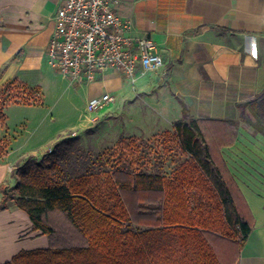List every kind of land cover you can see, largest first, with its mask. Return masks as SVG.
Returning <instances> with one entry per match:
<instances>
[{
	"label": "crops",
	"instance_id": "obj_1",
	"mask_svg": "<svg viewBox=\"0 0 264 264\" xmlns=\"http://www.w3.org/2000/svg\"><path fill=\"white\" fill-rule=\"evenodd\" d=\"M60 1L0 0V83L27 76L41 88L50 67L45 47ZM115 11L131 19L133 33L157 43L163 66L138 77L134 85L127 84L118 70L79 86L66 80L67 86L84 89L79 122L50 129L32 142L25 139V146L16 150L5 132L0 186L12 179L16 162L50 150L69 132L81 135L94 128L96 133L116 131L117 138H148L171 131L173 121L182 117V104L187 118L238 119L237 103L264 87V0H118ZM105 92L112 98L106 106L88 110L87 101ZM119 95L129 107L127 116L125 110L112 109ZM246 112L250 121H239L233 143L220 149L253 218L233 264H264V134L253 125L251 110ZM48 244L47 236L32 229L29 216L13 200L0 210V264L20 250Z\"/></svg>",
	"mask_w": 264,
	"mask_h": 264
},
{
	"label": "trees",
	"instance_id": "obj_2",
	"mask_svg": "<svg viewBox=\"0 0 264 264\" xmlns=\"http://www.w3.org/2000/svg\"><path fill=\"white\" fill-rule=\"evenodd\" d=\"M6 104L0 96V126ZM237 108L238 119L187 118L182 104L166 135L187 158L170 177L137 166L134 137L118 138L115 162L99 173L101 155L92 158L76 137L57 139L39 158L27 155L11 170L19 179L15 193L0 186V210L13 200L49 244L3 264H233L253 218L220 149L233 143L239 121H250L246 109L264 134V87ZM53 212L65 215L82 244H63L48 220ZM132 218L143 227L134 229Z\"/></svg>",
	"mask_w": 264,
	"mask_h": 264
},
{
	"label": "rangeland",
	"instance_id": "obj_3",
	"mask_svg": "<svg viewBox=\"0 0 264 264\" xmlns=\"http://www.w3.org/2000/svg\"><path fill=\"white\" fill-rule=\"evenodd\" d=\"M47 73L42 78L41 88L39 85H33V82L37 81L35 78H28L27 76L17 78L16 83L7 88L1 89L0 87V96L7 101L4 107L6 131L3 127L4 124L0 126V159L7 150L6 135L10 139V146L16 150L21 146H25V139L32 142L39 136L46 134L50 129L56 131L68 123H78L79 118L83 115L85 106L84 89L80 88L78 90L73 86H67L68 82L62 79L51 67H48ZM2 83H0V86ZM123 101L120 95L117 96L111 104L112 109L117 112L125 110L124 115L127 116L128 111L126 110L129 107ZM112 121L114 125H117L118 120L116 118ZM250 127L252 128V126ZM5 132L6 135H4ZM81 132L84 134L69 132L65 137H76L79 147L92 158L101 155L103 161L100 167L95 166L97 173L110 170L111 164L115 162L114 158L118 155L116 131L112 134L102 131L96 133L94 128H89ZM166 132L171 131H161L148 138H134L141 144V152L136 155L137 166L148 172L170 177L175 168L187 156L171 144L172 142ZM1 154L3 155L1 156ZM40 156L41 154L35 157L39 158ZM23 160L16 162L12 169L22 163ZM100 177L104 176L100 175ZM18 181V177L12 175V179L5 183L8 190L15 193L14 186ZM48 220L58 229L63 244L80 245L83 243V238L72 228L64 214L60 212L50 213ZM131 220L130 225L134 229L143 227L138 226L135 219L132 218Z\"/></svg>",
	"mask_w": 264,
	"mask_h": 264
},
{
	"label": "built area",
	"instance_id": "obj_4",
	"mask_svg": "<svg viewBox=\"0 0 264 264\" xmlns=\"http://www.w3.org/2000/svg\"><path fill=\"white\" fill-rule=\"evenodd\" d=\"M118 0H61L53 14L54 28L45 47L47 64L72 85L98 80L118 70L129 85L161 69L157 43L133 33L132 21L115 11ZM108 92L91 97L90 111L111 100Z\"/></svg>",
	"mask_w": 264,
	"mask_h": 264
}]
</instances>
